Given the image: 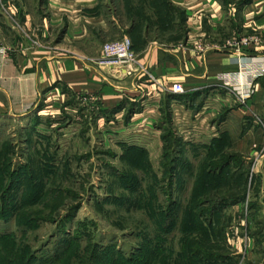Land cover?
I'll return each instance as SVG.
<instances>
[{"label":"rangeland","instance_id":"374dc122","mask_svg":"<svg viewBox=\"0 0 264 264\" xmlns=\"http://www.w3.org/2000/svg\"><path fill=\"white\" fill-rule=\"evenodd\" d=\"M0 3H11L0 5L1 65L11 52L7 11L18 14L12 3L23 0ZM104 3L100 12L120 1ZM0 75V264H264L260 151L254 166L229 151L228 169L241 180H212L201 191L199 173L221 172L201 168L204 144L187 151L170 128L156 133L152 121L140 129L125 122L129 112L113 116L70 98L45 107L36 96L29 108L10 109ZM192 140L213 143L209 133Z\"/></svg>","mask_w":264,"mask_h":264},{"label":"crops","instance_id":"0c3cea01","mask_svg":"<svg viewBox=\"0 0 264 264\" xmlns=\"http://www.w3.org/2000/svg\"><path fill=\"white\" fill-rule=\"evenodd\" d=\"M62 1L23 0L12 3L18 14L7 11L11 52L0 73L10 109H27L36 96L45 107L70 98L113 116L129 112L125 122L140 129L152 121L156 133L170 128L180 146L204 144V154L225 140V152L264 156V73L254 76L264 68V0H117L102 12L104 0ZM124 37L144 67L132 76L95 63L103 42ZM241 39L250 42L238 50L230 44ZM251 81L254 92L243 101L238 89ZM173 82L187 92L172 96ZM207 133L213 143L193 145Z\"/></svg>","mask_w":264,"mask_h":264},{"label":"built area","instance_id":"2783aa9c","mask_svg":"<svg viewBox=\"0 0 264 264\" xmlns=\"http://www.w3.org/2000/svg\"><path fill=\"white\" fill-rule=\"evenodd\" d=\"M250 40L241 39L238 42H232V46L238 50L241 45H248ZM254 43H258L257 39L253 40ZM95 63L99 66H105L110 68L123 69L124 73L128 76L134 75L136 72L142 71L144 69L143 65L139 62L136 53L132 49V44L129 38L124 37L118 40L105 42L101 48V54ZM264 73V68H261L258 73H255V77ZM227 81L229 76L226 77ZM228 83V82H226ZM253 81L247 83L245 88H239V96L241 100H245L254 92ZM169 92L172 95H183L187 92V89L181 82H173L170 84Z\"/></svg>","mask_w":264,"mask_h":264},{"label":"trees","instance_id":"16d2710c","mask_svg":"<svg viewBox=\"0 0 264 264\" xmlns=\"http://www.w3.org/2000/svg\"><path fill=\"white\" fill-rule=\"evenodd\" d=\"M161 1L164 0H159V3ZM133 49V48H132ZM169 137V136H168ZM218 143H214L209 149H208V155L210 154V156L207 155L205 156V160L203 161L201 168L203 169V167H207L209 168V166H213L218 168L221 172L218 173V171H215L214 174H212L211 172H207L205 169L198 174L199 176V183L198 186L201 189V191H203V189H210L212 187H208L210 186V184H212V180L216 181L218 184L221 182H224L223 185H233L238 183L239 180L238 179V175L237 173L234 171H231L229 168V160L231 159V155L229 154V152H225L224 148L225 146L222 145V148L219 150L218 149ZM222 150V151H221ZM242 181L244 182L245 179H242ZM228 197H223L222 199H226ZM227 200V199H226Z\"/></svg>","mask_w":264,"mask_h":264}]
</instances>
